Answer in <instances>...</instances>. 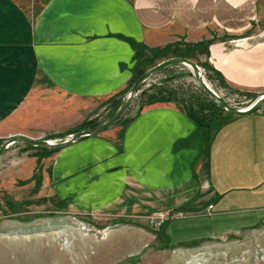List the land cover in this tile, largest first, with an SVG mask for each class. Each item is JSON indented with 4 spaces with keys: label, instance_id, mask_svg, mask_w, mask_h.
<instances>
[{
    "label": "rangeland",
    "instance_id": "1",
    "mask_svg": "<svg viewBox=\"0 0 264 264\" xmlns=\"http://www.w3.org/2000/svg\"><path fill=\"white\" fill-rule=\"evenodd\" d=\"M89 4L90 0H0V31L6 46L38 44L43 55L47 43H63V26L78 34L96 23L109 33L110 37H103L105 42H117L120 58L114 69L105 59L107 63L96 72L95 89L89 88L93 79L87 73L86 78L72 77L65 83L69 88L79 84L86 90L82 93L65 89L61 78L45 72L41 60L36 67L27 61L7 63L6 75L0 77L4 87L0 149L16 136L58 141L96 130L118 113L141 77L172 59L194 62L206 83L233 109L247 110L264 94V24L258 31L256 25L249 35L230 36L243 31L222 28L211 20L197 29L185 25L180 11L186 0H108L95 10ZM141 10L162 21L143 22ZM91 15L98 16L96 22ZM47 27L59 28L54 42L44 36ZM248 38L247 54L233 57L241 50L239 43ZM92 41L88 50L78 52L103 51L95 49L97 42ZM126 46L131 49L129 60ZM21 68L27 69L17 71ZM192 74L189 67L178 64L153 75L114 126L74 144L122 132L131 120L156 107L179 108L206 130L241 118L225 111ZM253 115H264V104ZM64 149L17 143L0 158V264H264V212L256 227L203 241L174 242L173 219H178L173 223L176 230L193 236L197 224L187 218L214 213L217 197H212L206 183L200 185L197 203L176 207L159 205L156 196L147 198L137 190L130 194L132 199L99 210H80L71 201H61L53 171Z\"/></svg>",
    "mask_w": 264,
    "mask_h": 264
},
{
    "label": "crops",
    "instance_id": "2",
    "mask_svg": "<svg viewBox=\"0 0 264 264\" xmlns=\"http://www.w3.org/2000/svg\"><path fill=\"white\" fill-rule=\"evenodd\" d=\"M102 1L108 0H90L88 6L95 10L99 3L103 4ZM186 2V6L181 7L184 11H180V20L191 28L197 29L205 21L211 20L222 28L243 31L240 34L230 33V36H242L249 35L256 25L259 26L256 27L258 31L260 25L264 24V18L261 19L264 16V0ZM194 7H198L196 12ZM201 8L205 17L203 12H199ZM138 13L143 22L154 24L162 21L160 18H151L145 10ZM94 15H91V19L95 18L96 22L98 16ZM252 19H256L254 24ZM99 27L95 23L75 34L69 33V28L63 26V43H47L44 57L40 55L44 49L38 44H19L16 49L6 46L4 34L0 31V77L6 75L7 63L27 61L36 67V63L41 60L45 72L53 78H61L60 83L68 91L86 92L78 83L72 88L65 84L72 77L86 78V73L93 79L89 88L95 89L96 72L107 63L105 59L111 61L113 69L120 60L117 42H105L103 37H110L109 33ZM48 28L44 36L53 41L59 28ZM88 37L91 38L86 39ZM250 38L239 43L241 50L234 53L233 57L235 54H247L245 47ZM91 40L97 42L95 49L103 48V51L79 53V50L89 48L88 42ZM124 49L128 56L126 60H129L131 49L127 46ZM2 84L0 92L4 89ZM53 181L61 201H71L75 208L89 211L132 199L135 190L143 192L147 198L153 194L159 200V205H191L197 203L194 201L198 198L200 185L206 183L212 197H217L214 213L187 218L197 224L198 232L193 236H186L176 230L173 223L178 219H173L170 236L176 243L203 241L225 232L256 227L264 212V115L241 117L220 129L206 130L199 128L179 108H151L131 120L122 132L112 131L98 139H90L62 150L55 162Z\"/></svg>",
    "mask_w": 264,
    "mask_h": 264
},
{
    "label": "water",
    "instance_id": "3",
    "mask_svg": "<svg viewBox=\"0 0 264 264\" xmlns=\"http://www.w3.org/2000/svg\"><path fill=\"white\" fill-rule=\"evenodd\" d=\"M185 65L189 67L193 74L192 76L195 78V80L201 85L203 90L209 94L215 101L220 103L225 111L230 113L233 116L236 117H246L255 114L260 110L262 105L264 104V94L259 98V100L249 109L247 110H236L229 106V104L220 96L218 95L213 89L206 83L204 80L200 68L192 61L187 59H172L169 61H166L164 63H161L157 67L151 69L149 72H147L141 79H139L135 85L132 87L128 97L124 101L121 109L118 111V113L110 119L107 123L102 125L101 127L97 128L94 131H88V132H82L75 134L71 137H68L65 140H58V141H41V140H33L24 136H16L11 139H9L0 149V158L5 153V151L12 145L17 143H24L28 146L39 148V149H63L66 147H69L73 145L75 142H77L80 139L95 136L97 134H100L101 132L107 130L108 128L114 126L126 113V111L129 109L131 104L133 103V100L137 94V91L139 88L148 81L153 75L163 71L164 69L173 66V65Z\"/></svg>",
    "mask_w": 264,
    "mask_h": 264
},
{
    "label": "trees",
    "instance_id": "4",
    "mask_svg": "<svg viewBox=\"0 0 264 264\" xmlns=\"http://www.w3.org/2000/svg\"><path fill=\"white\" fill-rule=\"evenodd\" d=\"M194 121H195V120H194ZM195 123H196L199 127H201L200 124H198L196 121H195Z\"/></svg>",
    "mask_w": 264,
    "mask_h": 264
},
{
    "label": "bare ground",
    "instance_id": "5",
    "mask_svg": "<svg viewBox=\"0 0 264 264\" xmlns=\"http://www.w3.org/2000/svg\"><path fill=\"white\" fill-rule=\"evenodd\" d=\"M202 73V72H201Z\"/></svg>",
    "mask_w": 264,
    "mask_h": 264
}]
</instances>
